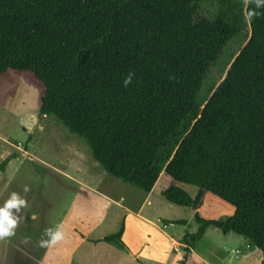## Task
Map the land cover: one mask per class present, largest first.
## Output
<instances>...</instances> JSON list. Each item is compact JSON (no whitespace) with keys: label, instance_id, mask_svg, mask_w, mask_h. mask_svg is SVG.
<instances>
[{"label":"trees","instance_id":"obj_1","mask_svg":"<svg viewBox=\"0 0 264 264\" xmlns=\"http://www.w3.org/2000/svg\"><path fill=\"white\" fill-rule=\"evenodd\" d=\"M199 1L0 0V75L32 83L40 115L81 137L110 175L147 193L171 177L166 199L197 210L180 264L210 226L244 236L264 264V17L247 23L244 4L222 0L210 20ZM247 26L226 77L202 97L211 65ZM208 194L233 214L200 215ZM124 229L101 240L129 252Z\"/></svg>","mask_w":264,"mask_h":264},{"label":"rangeland","instance_id":"obj_2","mask_svg":"<svg viewBox=\"0 0 264 264\" xmlns=\"http://www.w3.org/2000/svg\"><path fill=\"white\" fill-rule=\"evenodd\" d=\"M234 1L244 4L243 0ZM221 2L200 0L198 13L212 20ZM249 34L247 26L211 65L202 97L211 96L224 80ZM39 107V90L32 83L12 73L0 75V207L13 191L25 195L24 185L31 189L26 194L28 206L21 212L24 219L16 234L0 240V264H176L173 259L155 260L148 255L138 260L101 240L119 230L128 210L140 207L158 225L157 234L162 239L164 231L177 236L195 232L198 222L193 209L171 203L163 195L170 176L163 172L153 191L147 193L110 175L93 158L81 137L56 117L41 116ZM6 159L8 162L1 168ZM183 187L193 197L198 192L195 185L184 183ZM233 212L231 205L208 194L199 214L224 220ZM32 214L38 219L31 220ZM181 219L187 223L170 222ZM56 225L63 226L65 239L49 248L40 247L45 229ZM25 237L30 243H24ZM262 261L261 252L244 236L224 234L210 226L189 264H263Z\"/></svg>","mask_w":264,"mask_h":264},{"label":"crops","instance_id":"obj_3","mask_svg":"<svg viewBox=\"0 0 264 264\" xmlns=\"http://www.w3.org/2000/svg\"><path fill=\"white\" fill-rule=\"evenodd\" d=\"M26 121L30 120L27 119ZM168 179L169 183L167 184V186L171 183V177H169ZM164 189H162V191ZM152 191L153 189L149 193H151ZM201 208L198 209L199 212ZM196 211L197 210L193 209L194 214L196 213ZM124 221L125 229L122 238L129 247V253L136 259L140 260L142 255H148L150 257H153V259L155 260L167 261V259H173L176 264H180V260L182 259L184 254L181 243V238L183 235H168L167 232L164 231L163 236L165 237V239H162L157 234V229H159L158 225L152 219L148 218L143 213V211H141V207L139 209L128 210ZM174 221L170 222L173 223ZM208 231L209 227L207 228L205 235ZM194 251L195 248L190 252L187 264L190 263V259L194 254Z\"/></svg>","mask_w":264,"mask_h":264},{"label":"clouds","instance_id":"obj_4","mask_svg":"<svg viewBox=\"0 0 264 264\" xmlns=\"http://www.w3.org/2000/svg\"><path fill=\"white\" fill-rule=\"evenodd\" d=\"M245 5L244 19L247 23H251L253 19L264 17V0H243ZM135 73L129 72L124 78V86L128 87L133 80ZM31 191L28 185H24L23 193L13 191L4 205L0 207V240L12 237L16 234L20 221L24 219L21 215L23 209L27 208L28 200L26 194ZM30 219L35 221L38 219L36 214H32ZM43 237H47L46 239ZM43 237L39 241V246L49 248L65 239V231L62 225H56L55 228H46ZM24 243H30L25 237Z\"/></svg>","mask_w":264,"mask_h":264}]
</instances>
